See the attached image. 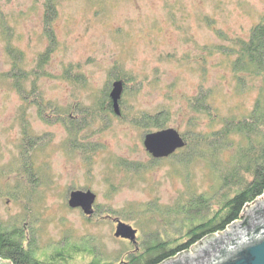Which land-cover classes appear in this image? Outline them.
I'll return each instance as SVG.
<instances>
[{"label":"rangeland","instance_id":"obj_1","mask_svg":"<svg viewBox=\"0 0 264 264\" xmlns=\"http://www.w3.org/2000/svg\"><path fill=\"white\" fill-rule=\"evenodd\" d=\"M259 23L264 0H0L2 228L43 264L186 240L200 219L186 201L206 196L205 219L264 164V125L237 128L264 101V62L244 48ZM168 127L186 143L154 157L144 138ZM74 189L96 193L92 212L69 204Z\"/></svg>","mask_w":264,"mask_h":264},{"label":"trees","instance_id":"obj_2","mask_svg":"<svg viewBox=\"0 0 264 264\" xmlns=\"http://www.w3.org/2000/svg\"><path fill=\"white\" fill-rule=\"evenodd\" d=\"M47 7L48 10L50 9L53 14L57 11L54 4L47 3ZM251 38L252 40H248L244 43L247 45L244 48L248 51L251 62H256L257 65H262L264 62L263 23H259L258 26L252 29ZM245 49L244 53H246ZM245 67L246 66H243V68ZM262 105L264 106V101L261 102L260 97L255 107L256 110H254L250 116L252 119L243 120L240 123L241 125H237V128H239L241 131H252L254 129H259L262 124L264 125V108ZM159 125L161 126L162 123ZM252 138H254V136H251L249 139ZM252 151V148L249 147L248 154H250ZM241 161L242 163L238 162V165L245 163L243 160ZM260 165L261 162L257 166L260 167ZM234 173L236 172H231V175L229 173V177L234 176ZM251 174L253 177L252 179L246 181L245 184L242 182L240 187L235 189L233 195H227L222 205L205 219L203 218L204 215L202 213L204 210H206V208L208 209L210 207V204L208 205L209 200L204 195L197 196L196 204L192 199H190L186 201L187 204L184 206V209H182L184 204L182 207H180V211L184 210V212H192V209L194 208L196 209L198 216H200V219L203 218L201 220L199 219L197 223L192 222V224H190V227L185 232V236L187 235L186 240L182 239L178 241L172 239L171 237H168L164 240L161 239V236L160 239L149 242V245H146V248L141 253H132L128 255L127 258L124 259L120 264H160L167 258L175 256L177 253L189 249L191 245L195 244L207 235H213L226 229L231 223L242 217L244 211L243 209L247 203L254 202L257 200V197L262 195L264 192V164H262V169L256 168ZM241 179H243V177L239 178L240 181ZM14 233L15 232H13V234ZM155 233L158 235L157 232ZM13 237L14 236L12 234L4 230V228H2L0 225V255H6L7 253H11L13 250L17 249L18 253L15 252L14 257L18 264H39L38 257H36V255H34V253L29 249L24 248L23 244L16 241V239ZM95 260L98 259L96 258ZM96 264L101 263L96 261ZM102 264L116 263L110 261L104 262Z\"/></svg>","mask_w":264,"mask_h":264},{"label":"water","instance_id":"obj_3","mask_svg":"<svg viewBox=\"0 0 264 264\" xmlns=\"http://www.w3.org/2000/svg\"><path fill=\"white\" fill-rule=\"evenodd\" d=\"M123 89L122 81H116L111 96L114 107L120 113L119 98ZM185 138L174 127L162 128L146 134L144 143L154 157H164L175 153L185 145ZM96 193L91 189H74L70 192L69 204L81 206L92 212L89 207ZM255 200L253 203H256ZM247 212L221 231V236L207 235L208 244H197L191 251L181 252L177 257L166 259L162 264H264V201L258 199L253 206H245ZM244 208V209H245ZM116 235L134 239L136 229L120 222Z\"/></svg>","mask_w":264,"mask_h":264},{"label":"flooded vegetation","instance_id":"obj_4","mask_svg":"<svg viewBox=\"0 0 264 264\" xmlns=\"http://www.w3.org/2000/svg\"><path fill=\"white\" fill-rule=\"evenodd\" d=\"M13 232H15V231L11 232L12 235L14 236V234H16V233L13 234ZM16 241L19 242L20 240H18V238H17ZM38 263L43 264L39 259H38ZM0 264H18V262H17V260H15L14 254H12V252H11V253H7L6 255L5 254L0 255Z\"/></svg>","mask_w":264,"mask_h":264}]
</instances>
